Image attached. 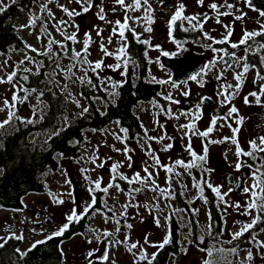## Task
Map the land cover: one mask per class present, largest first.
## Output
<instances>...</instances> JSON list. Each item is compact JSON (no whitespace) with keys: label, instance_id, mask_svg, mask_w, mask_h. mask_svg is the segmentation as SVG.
<instances>
[{"label":"rangeland","instance_id":"1","mask_svg":"<svg viewBox=\"0 0 264 264\" xmlns=\"http://www.w3.org/2000/svg\"><path fill=\"white\" fill-rule=\"evenodd\" d=\"M169 1L170 7L167 6V0H164V3H161V0H149L153 9L151 13L153 21L148 24L147 20L143 18V6L140 9H136L134 6L129 9L114 3V0H103L102 2L93 0V6L86 12L80 11L81 5L77 4L75 0H71V2L70 0H0V7L8 5L6 7L8 8L11 5H16L20 11L15 20V27L22 42V47L17 49L11 47L5 53L0 54V77H6L14 69L17 72L11 83H0V121L6 119L9 111V108L4 106V100L8 99L11 104L13 92L19 98L15 102V115L9 123L0 127V135L11 132L18 125L34 124L41 120L45 107L39 99L41 91L25 85L27 79H23V77L28 73L39 74L43 70L45 78L58 87L59 93H62L63 100L67 105L66 116L58 120L52 131L40 135L34 134L33 137L38 138L39 144L46 142L49 135L64 128L68 122L75 118H81L86 113L81 115L84 108L88 109L87 112L89 111V100L82 96L81 88L87 86L96 92L95 84L89 83L92 78L96 79L101 90L105 91L112 99L116 95L109 94L112 92V82L122 81L128 73L134 77L135 71L129 60L125 66L123 57L117 61L112 55H104L100 45L103 43L108 51L115 52L121 44H124L123 40H118L119 32L112 36L111 43L108 42V37L114 26L113 22L117 19L123 22L125 15L128 17L129 27L127 29L131 35L136 40L139 39L141 43L145 40L149 41L148 44L143 43L148 47L146 56L149 61L147 63L149 79L158 83L160 80L166 81L160 83L163 89L162 101L151 100L141 103L135 108L142 124L143 136L130 138L126 132L121 131L122 127L115 122L102 131H86L85 140L80 144L81 154L78 158L65 159L56 156L59 162L57 170L47 172L43 176L46 184L45 192L25 196L21 210L0 209V244L7 237L13 236L10 235L11 233H14V237H23V239H19L18 249L20 252H25L31 248L34 242L50 237L51 233L57 231L64 223L69 225L72 221L77 222L86 216L85 231L64 241L60 246L63 264H88L89 260H98L104 264H113V262L115 264H133L140 248H143L150 257L160 247L165 235L169 232V221L173 216L181 225H186L187 232L192 235H188L189 239L181 237V249L177 255L171 258L169 264H202V260L206 258L204 249H207L210 244L215 248L231 249V246L245 235L249 237L244 244L246 247L237 249L235 254L217 253L215 259L218 264H221V261H232V264H264V254H262L264 247L255 242L264 241V212L257 213L255 209H250L246 214L244 208L251 199L250 193H245L243 190L235 192L231 189L229 191L226 183L228 172L241 173L246 168L244 164H241L239 169L236 168L238 160L235 152L236 145L230 139L222 140L223 137L233 135L232 127H238L236 136L242 149L251 151L248 141L253 139L260 146L259 137L261 136H258L256 131L259 126L264 133V116L258 122H253L252 118L255 110L264 109V95L260 96L261 103H256V97L249 94L259 93L260 84H264V60H262L264 47H259L261 44L255 41V37L248 38L243 44L238 41L245 31H259L261 24H264V16L249 7L245 0H214L218 5L215 11L209 7L213 0H202V3H197V0ZM124 2L132 4V0H124ZM156 2L163 4L162 15L160 14L163 17H158L157 6L160 3L155 5ZM180 3L185 5L184 16L196 17L191 22L193 31L199 30V35L195 37L193 44L194 52L205 54L209 50H219L214 47L220 45H227L228 49L226 52H214L217 60L215 64L211 63L212 60L207 64V70L202 73V84L193 81L187 84L177 83L176 87H173V83L169 81L168 73L159 65L158 59L163 52H172L175 49V44L168 35L167 22ZM42 4L46 6V9L51 10L52 16L48 15L47 10L41 11ZM60 4L69 9H76L78 14L67 16L58 7ZM101 5L104 10L102 13L104 19L98 18ZM227 5H232V7L229 8ZM108 9L110 12L115 10L116 15H113L115 17L110 15ZM241 13L244 15L241 16ZM30 16L36 17V21L33 25L27 26ZM106 16H110L108 25L105 24ZM133 17H141V19L137 21ZM59 20H64L66 24L54 26ZM186 21L189 23L188 20ZM196 24H200V27H195ZM21 25L26 26L20 27ZM41 25L47 30L46 32L42 31ZM146 26L150 27L151 31H146ZM57 27L61 31H57ZM127 29H125V37ZM229 29L231 35L228 40L220 42L228 34ZM98 30L99 35H97ZM61 32L67 35L75 32L76 42L73 44L72 41L65 39ZM85 32L90 36L87 60H102L101 68L95 72L91 70L94 65L84 64L81 66L71 59L72 48L79 51L83 47ZM48 33L51 34L52 39L64 42L67 55L58 44H53L52 52L48 55L43 54L44 48L48 44ZM208 37L214 38L216 42ZM233 43L237 45L235 48L232 47ZM26 45H31L37 51H33ZM155 45H160V48H155ZM53 52L55 55H52ZM230 53H235V58ZM253 55L259 59V67L252 62L251 56ZM25 56L31 59H24ZM240 57H244V59L237 63L236 58ZM20 61L23 63H19ZM117 63L120 64V67L115 69L108 67V65ZM244 63L249 64V70L244 74L240 89L231 96L228 103H222L223 97L219 95L221 85H232L233 88H228L226 91L233 92L237 82L233 79V73L240 72ZM57 64H59V68H57ZM68 68H71V72H67ZM24 69L30 71L25 72ZM84 69L88 70L86 76ZM257 73L260 74V78H257ZM81 76H85L83 81L79 79ZM217 76H220L219 80ZM46 87L49 89L51 85L48 84ZM185 91L189 93L187 96L183 95ZM197 92H203L212 98L218 106L223 108V113H225L223 116L216 115L218 117L216 124L207 137L189 133L192 148L198 154H203L204 147H207L206 160L197 162V165L190 169V174L179 165L175 166L173 172L166 173L160 165L154 162L153 156L158 157L161 164H172L177 159L186 162L192 159L186 148L189 143V135H184L188 130L178 126L188 123L197 115L196 104L191 99V96ZM169 94L172 97L171 101L166 99ZM245 96H248L249 103L244 102ZM90 99L97 108H104L105 102L100 97L90 95ZM186 103H190V105L187 106ZM198 103L201 111L198 114L199 118L195 119V124L196 130L202 131L208 127L211 117L215 114L214 108L205 106L200 100ZM232 105L236 106L238 112L228 115L229 107ZM169 108L176 114L175 116L167 115ZM237 117H243L242 123L239 125L236 124ZM159 136H163L164 139L160 141L150 139V137ZM168 144H171V147L165 150L164 146ZM149 147L151 151H148ZM125 148L128 149L127 155L123 151ZM93 159H95V163L92 162ZM247 159L254 161V167L247 171L249 175L245 179L244 187L252 184L251 173L261 167L264 162V152L243 155V160ZM116 162L123 163H120L117 169L114 186L105 193L102 188L113 176L111 165ZM129 163L131 167H129ZM145 166L148 167V172L155 179L156 185L160 189H166V192L157 191L156 187H151V181L146 183L134 181L129 184L127 180L120 178L119 174L131 178L136 172L144 177L146 175ZM81 169L86 171L82 172ZM86 176L88 179H85ZM98 177L102 178L101 189H96L92 183ZM193 180L200 186L202 192H198L197 188L193 186ZM206 181L212 185H220V192L227 193V195H224L222 199L218 198L208 187ZM115 185H119V190ZM90 188L93 189L92 192L89 191ZM133 189L140 190L133 191ZM176 190L181 194L182 200L187 202L188 211L180 207L175 200ZM257 191L259 192L260 189L258 188ZM207 192L213 196L212 201L222 223L221 231L216 239L211 229ZM53 197L62 202L56 203ZM93 198L95 203L88 212L79 216L78 219L67 221L66 217L73 207L79 213L83 211L86 204L92 202ZM237 201H239V205L236 204ZM123 205H127V209L126 213L121 215L124 212ZM257 215L262 219L258 220L253 228L248 229L236 239L232 238L233 232L238 231L243 224L250 223L252 217ZM157 220H159V224ZM126 224H130L131 228L126 227ZM117 227H119V231H117ZM104 229L109 230L111 234L103 236ZM126 235L129 238V243H120ZM98 236L100 239H97ZM145 237H147V242ZM199 237H203V240ZM253 237H255V241ZM133 242L137 243V247L129 251V246ZM89 251L92 252L91 257L88 256ZM105 252H107V258L101 260L100 257L104 256ZM249 252L252 254L251 259L247 258Z\"/></svg>","mask_w":264,"mask_h":264},{"label":"trees","instance_id":"2","mask_svg":"<svg viewBox=\"0 0 264 264\" xmlns=\"http://www.w3.org/2000/svg\"><path fill=\"white\" fill-rule=\"evenodd\" d=\"M248 6L261 12L264 11V0H250ZM20 11L16 5H11L0 12V54L5 53L9 48H20L22 42L15 27V20ZM132 41V39H131ZM255 41L264 44V32L255 37ZM133 41L131 46L133 45ZM137 44V43H135ZM144 47V44H137ZM222 45L217 48H221ZM130 54L138 60L135 76L128 73L117 86L116 95L111 99L107 93L99 87L96 79L91 82L95 84V91L87 86L81 88V94L90 103V109L81 118H75L67 123L64 128L53 135H49L44 143H38L34 134L48 133L52 131L58 120L66 116L67 105L63 100L62 93L52 82H48L44 74H27L26 86L41 91L39 99L44 103V112L41 120L34 124L18 125L11 132L0 135V209L21 210L23 198L29 194H38L46 191L44 174L55 171L58 168V159L61 156L65 159H76L81 154L80 144L85 140V132L102 131L111 123L119 124L127 130L130 138L143 136L142 124L135 112V108L141 103L154 100L162 101V85L149 79L148 67L144 60L142 50ZM252 62L259 67V59L253 55ZM92 77V75H90ZM50 84L51 88L46 86ZM90 95L100 97L104 100L103 109L97 108L90 99ZM208 207L211 217V229L214 238L219 235L222 227L220 215L213 204L209 192L206 193ZM175 200L180 207L188 211L187 202L182 200L181 194L176 190ZM86 216L79 221H72L64 231L56 236H50L42 240L35 247L25 251L21 257L16 249L20 246V240L9 236L0 244V264H63L61 244L86 229ZM169 240L159 247L155 253L152 264H169L171 258L180 251V239L188 237L192 233L187 232V226L181 225L173 216L169 221ZM249 237L245 235L231 247L242 249ZM221 264H232L231 261H221ZM92 264H104L98 260H92ZM137 264H148L147 260L139 261Z\"/></svg>","mask_w":264,"mask_h":264},{"label":"snow or ice","instance_id":"3","mask_svg":"<svg viewBox=\"0 0 264 264\" xmlns=\"http://www.w3.org/2000/svg\"><path fill=\"white\" fill-rule=\"evenodd\" d=\"M71 2V0H70ZM75 2L77 4H80L81 5V8H80V11H88L89 8H91L93 6V0H75ZM250 0H245V3H249ZM114 3L116 4H120L122 7H125V8H133V6L136 8V9H140L142 6L144 7V13H143V18L147 20V23L148 24H151L152 21H153V17L151 15L153 9L151 7V5L149 4V0H132V4H125L124 0H114ZM161 3H164V0H161ZM197 3H202V0H197ZM8 5H3V7H0V12H2L4 10V8H6ZM59 8H61V10L63 11V13H65L67 16L71 17L73 15H77L78 12L76 9H69L68 7H66L65 5L63 4H60L58 5ZM209 7L215 11L217 8H218V5L214 2L213 0V3H211L209 5ZM227 7L231 8L232 5H227ZM41 8V11H45L47 10L48 11V15L49 16H52V12L50 9H46V6L45 5H41L40 6ZM184 8H185V5L183 3H180L176 6L175 8V11L173 12V14L171 15L170 19L168 20L167 24H168V35H169V38L172 39V28H173V24L178 21V20H188L189 21V25L192 26L191 22L193 20L196 19L195 16H184ZM103 6L101 5L100 6V11L98 13V18L99 19H104V15L102 14L103 13ZM244 14L241 13V16H243ZM260 15L261 16H264V11H261L260 12ZM239 18V17H237ZM134 20H137L139 21L141 19V17H133ZM205 19H207V16H205ZM36 21V17L34 16H30L29 19H28V25L27 26H31L35 23ZM66 22L64 20H59V21H56V23L54 24V26L56 25H65ZM114 26L112 28V31L111 33L109 34V37H108V42L111 43V40H112V36L114 34H116L117 32H119V36H118V40H123L124 37H125V29H127L129 27L128 25V17L127 15H125L124 17V20L123 22L119 19L115 20L113 22ZM26 25H21L20 27H25ZM195 27H200V24H196ZM41 29L42 31L46 32L47 30L44 28L43 25H41ZM57 31H61V29L59 27H57L56 29ZM145 30L146 31H151L150 27H145ZM187 30V29H185ZM261 32H264V24H261L260 26V30L259 31H245L243 33V36L241 37V39L238 41V43L240 44H243L245 43V41L248 39V38H251V37H256L257 35H259ZM61 35H64L65 36V39L67 40H70L73 42V44L76 42V33L73 32L71 35H67L63 32H61ZM97 35H99V30L97 31ZM207 36V34H205ZM231 35V30L229 29V32L228 34H226L222 41L220 42H223V41H227L229 36ZM39 39V36L37 37ZM209 39H213L214 38H211V37H208ZM177 45V52H179L182 48H183V45L181 44V42L179 41H174ZM214 42H216L214 40ZM90 43V36H89V33L85 32L84 33V40H83V47L77 51L75 48H72L71 50V59L73 61H75L77 64L79 65H84V64H88V65H94V67H92V71L95 72L97 69L101 68L102 66V60L101 59H97L95 61H89L87 60V49H88V45ZM143 43L145 44H148L149 41L145 40L143 41ZM53 44H58L60 45L61 49L65 51V54L67 55V48L65 47L64 45V42L63 41H56L54 39H52L51 37V34L48 33V44L47 46L44 48V51H43V54L44 55H48L50 52H52V46ZM27 47L29 48H32L31 45H26ZM237 45L236 43H233L232 44V47L235 48ZM126 47L127 45L126 44H121L117 50L115 52H110L108 51L104 44L101 43L100 45V48L101 50L104 52V55H112L115 57V59L117 61H120L121 58L123 57L124 58V64L125 66L127 65L128 63V58H127V52H126ZM155 48H160V45H155L154 46ZM259 47H264V44L262 45H259ZM33 51H37V49L35 48H32ZM213 51H225L224 49H213ZM247 51V49H246ZM177 52H163L162 54L164 56H174L177 54ZM83 54V55H82ZM52 55H55V53L53 52ZM146 55V53H145ZM231 56H233L235 58V53H230ZM24 59H31L30 57L28 56H25ZM222 59V58H221ZM244 59V57H240V58H236V62L238 63L239 60H242ZM217 60V57H213L212 58V61L211 63L212 64H215ZM262 60H264V57H262ZM19 63H23V61H20ZM59 64H57V68H59ZM108 67L110 68H117V67H120V64L117 63V64H114V65H108ZM161 67H163V65H161ZM207 65L202 68L200 70V74L198 73H195L193 72L189 77L188 79L189 80H195L197 81L198 83H203V80H202V73H204L206 70H207ZM249 70V64L248 63H244L243 64V67L241 69L240 72H234L233 73V79L236 80V84L234 85V90L233 92H227L226 89L228 88H233L232 85H221V92L219 93V95H221L223 97V100H222V103H228L229 100L231 99V96L240 89L241 87V82L244 78V74ZM25 72L27 71H30L29 69H24ZM87 69H84V72H85V76L87 75ZM67 72H71V68H68L67 69ZM17 72L16 70L14 69L12 72L8 73L6 77H0V83H3V82H9L11 83L12 80H13V77L16 76ZM74 75V73H73ZM123 75V73H122ZM221 75H223V73H221ZM85 76H81L79 77V79L81 81H83L85 79ZM67 78V76H66ZM257 78H260V74L257 73ZM23 79H27V76H24ZM217 79L219 80L220 79V76H217ZM166 81L164 80H160L159 83H165ZM89 83H91V81H89ZM122 83L121 81H114L112 82V92H110L109 94L110 95H115L116 94V87ZM13 87H15V85H13ZM173 87H176V83L173 82ZM260 88V92L259 93H256V92H252L250 93L249 95L251 96H255L256 97V103H261V99H260V96L261 95H264V84H260L259 86ZM189 93L187 91L183 92V95L187 96ZM19 98L17 97L16 93L13 92L12 93V103L10 104L9 100L8 99H5L4 100V106L5 107H8L9 108V111L7 112V117L5 120H2L0 121V127H3L5 124L9 123V121L13 118V116L15 115V112H14V109H15V102L18 100ZM166 99L168 100H172V97L171 95L169 94ZM203 97L201 98V102L203 101ZM175 102V101H173ZM244 102L245 103H249V100H248V96H245L244 97ZM77 105L79 106L78 102H77ZM87 108H84L83 111L81 112V115H83L84 112H87ZM195 111H196V114L195 117L190 120L188 123L184 124V125H179L178 127L180 128H185L187 129L188 131H186L184 133V135H189V133H191L192 135H199L201 137H207L208 134L210 132L213 131V126L216 124V121L218 119V117L216 115H213L211 117V120H210V123L208 125V127H206L204 130L202 131H197L196 130V124H195V119H198L199 118V113L201 111V108H200V104L197 103L195 105ZM238 112V109L236 108L235 105H232L229 107V110H228V115H231L233 113H237ZM167 115L169 116H175L176 114L173 113L171 111V109L169 108L168 111H167ZM18 119H23L21 117H17ZM242 120H243V117H237L236 118V124L239 125L240 123H242ZM161 127H163V125H161ZM229 127H232L231 125H229ZM122 132H127L126 129H121ZM238 131V127H232V132H233V135L231 137H223L222 140H231L233 144L236 145V148H235V152H236V155L237 157L239 158L242 154L243 155H253L254 152H264V147H261V146H264V136H261L259 137V141H260V146L257 145L256 143V140H249L248 141V144H249V148L251 151H245L244 149H242L239 145V142L237 140V136H236V133ZM115 135V134H114ZM150 139H154V140H157V141H160L162 139H164L163 136H159V137H150ZM216 142H220V141H216ZM171 147V144H168V145H165L164 146V149L166 150L167 148H170ZM186 148H187V151L189 152L190 156H191V160L189 161H184L182 159H177L175 160L172 164H161L160 160L158 159V157L156 156H153L152 159L154 160V162L157 164V165H160V167H162L165 172H173L174 171V168L176 165H179V166H182L184 167L185 171H188L189 174H190V169L194 166L197 165V162H203L206 160V154H207V147L205 146L204 147V152L203 154H198L193 148H192V145H191V136L189 135V143L186 145ZM123 151L125 152V154L127 155V152H128V149L125 148L123 149ZM148 151H151V148L149 147ZM128 159L130 160V157H128ZM93 163H95V159L92 160ZM120 163H123V162H116V163H113L111 165V172L113 173V176L109 179V182L106 186H103L102 188V191H104L105 193L108 191V189L112 186H114V181H115V177H116V174H117V169L119 167V164ZM241 163L239 161V159L237 160V163H236V168L239 169L241 167ZM129 167H131V164L129 163ZM82 172L86 171L85 169H81ZM208 171H211V170H208ZM144 172H145V176L144 177H141L140 173L136 172V173H133L132 177L129 178L127 176H124L123 174H119L120 175V178L121 179H124V180H127V182L129 184L133 183L134 181L135 182H141V183H146L147 181H151V187H156L157 188V191H161V192H166V189H160L157 185H156V181L155 179L152 177V174L148 172V167L145 166L144 167ZM259 173V175H258ZM251 176H252V184L250 186H245L243 191L245 193H250L251 195V199L249 200V202L247 203V205L245 206L244 208V211L245 213H249V210L250 209H255L257 211V213H260V212H264V162H262V165L261 167L259 168H256L252 173H251ZM85 179H88V177L86 176ZM101 180L102 178L98 177L95 181H92V183L95 185V188L96 189H101ZM208 183V187H210L212 189V191L216 194V196L218 198H223L224 195H227V193H221L220 192V185H212L210 182H207ZM117 187V189L119 190V185H115ZM193 186L197 188L198 192H202V189L200 188V186L195 182V180H193ZM260 189V191L258 192L257 189ZM140 189H133V191H139ZM90 192L93 191V189H89ZM229 191H231V189H229ZM129 195H131V193H128ZM51 195V193H50ZM55 202L56 203H61L62 201L59 200V199H55V197H53ZM95 203V199L93 198L92 202L91 203H88L84 206L83 208V211L81 212H77V209L75 207H73L71 209V212L70 214L67 215L66 219L67 221H72L74 219H78L79 216L83 215L84 213L88 212L89 209L92 208V205ZM237 205H239V201L236 202ZM124 208V212L121 213V215H124L126 213V209H127V205H123L122 206ZM167 219V218H165ZM262 218L257 215V216H254L252 217L251 219V222L250 223H247V224H243L241 226V228L238 230V231H235L233 232L231 235H232V238L233 239H236L237 237H240L245 231H247L248 229H251L253 228V226L257 223L258 220H261ZM157 223L159 224V220H157ZM117 224H119V222H117ZM126 227L128 228H131V225L130 224H126L125 225ZM68 227V223H64L63 225H61L59 227V229L57 231H54L51 233V236H56V235H59L61 234L64 229H66ZM117 231H119V227H117ZM111 233L109 232V230L107 229H104L103 230V236H108L110 235ZM209 234H211L209 232ZM10 235H13L15 236L14 233H11ZM17 239H23L22 236H18V237H15ZM48 237H46L47 239ZM97 239H100V237L98 236ZM199 239L203 240V237H199ZM169 240V235L166 234L165 237H164V240L163 242L160 244V246L162 247L164 243H167ZM253 240L255 241V237H253ZM145 241L147 242V237H145ZM43 241H36L34 242L31 247H35L36 244L38 243H42ZM256 243L260 244L261 247H264V241H255ZM120 243H124V244H128L129 243V238L128 236L126 235L124 240L123 241H120ZM137 247V243L133 242L130 244L129 246V251H131V249L133 248H136ZM17 252H20L19 249H16ZM186 251V250H185ZM204 251L206 252V258H204L202 260V264H218V261L215 259V255L217 253H233L235 254L237 252V249L235 248H231V249H224V248H215L214 246H212L211 244L209 245V247L207 249H204ZM26 253L25 252H20V255L21 257H23ZM264 254V253H262ZM251 252H249L247 254V258L248 259H251ZM88 256L91 257L92 256V252L89 251L88 253ZM155 256H156V253L153 252L151 254V256L149 257L148 254L146 253V251L143 249V248H140V251L139 253L136 254V259H134L133 261V264H137V260L139 261H144V260H147L148 261V264H152L153 260L155 259ZM107 258V252H105V255L104 256H101L100 259L101 260H105ZM88 264H92V261L89 260L88 261ZM113 264H115V262H113Z\"/></svg>","mask_w":264,"mask_h":264},{"label":"flooded vegetation","instance_id":"4","mask_svg":"<svg viewBox=\"0 0 264 264\" xmlns=\"http://www.w3.org/2000/svg\"><path fill=\"white\" fill-rule=\"evenodd\" d=\"M102 1L103 0H101L100 2H102ZM167 6L170 7V1L167 3ZM157 7H158L157 8V14L159 15L158 17L159 18L163 17V16H161L162 15L161 12L163 11L162 10L163 4L160 3ZM108 12L110 13V15H112V17H115V16H113V15H116L115 14L116 13L115 10H111V12H110V9H108ZM109 18H110V16H106L107 21L105 22V24H107V25H108V23H110V21L108 20ZM185 29H187V30H185ZM198 35H199V30H194L193 31V25L190 26L189 23H187V21L185 19L184 20H178V21H176L173 24V28H172V42L175 44V49L172 52H177V45H176V43L174 41L181 42V44L183 45V48L179 52H177V54L174 55V56H171V55L170 56H164L163 54H161L159 56V59H158L159 65L160 66L163 65L162 68L168 73L170 82H172V83L175 82L176 84L177 83H179V84H187V83L193 82L195 80H189L188 77L190 75H188L186 77V79H184L182 82H177L175 80V77L165 67L164 62L166 60H170V59H191V58H194V57H197V56H206L208 58V60L203 63L202 68H204L207 64H209V62L215 56L213 50H209L205 54H198V53L194 52L193 44L195 43V37L198 36ZM131 39L134 42L132 46H131V43H132ZM123 42H124V44L127 45V47H126V52L128 54L127 58L130 61V65L135 70L137 69L138 60H137L136 57L130 56V54L136 53L137 52L136 48H139L138 51L142 50V53H143V56H144V60L146 61V63L149 62L147 60V56L145 55V53L147 54V52H148V49H147L148 47L145 46V44H144V47L140 46V45H137V44H143V43H141V41L139 39L136 40V38L133 35H131V32L129 31V29H127L126 37L123 39ZM135 43H137V44H135ZM214 48H217V47H214ZM220 49H224L225 51H223V52H226L228 47H227V45L226 46L222 45ZM228 52H231V51L228 50ZM130 65H129V67H130ZM198 74H200V71L198 72ZM204 96H207V95L205 93H203V92H197L195 95L191 96V99H192V101L195 104H197L198 100H200V102H201V98L204 97ZM213 102H214L213 106H210V105H205V106H209L212 109L213 108L215 109L216 107H219L220 110H221L220 114L223 116L224 113H225V112L223 113V108L221 106H218L214 100H213ZM186 104H187V106L190 105V103H186ZM234 116H237V114H234ZM253 116H254L252 118L253 122L260 121L261 118H263V116H264V109H261L259 111L255 110V113H253ZM257 129L258 130L256 131V134L258 136L264 135L263 131L260 130L261 127L258 126ZM238 159L241 162V164L245 165L244 167L246 169L243 170L241 173H239V172L236 173V171H234V172H228L229 175L227 174V176H232V179H231L232 183L231 184L227 183L228 184V188L232 189L235 192H240V191L243 190V187H244V184H245V179L249 175V173L247 171H249L250 168L254 167V161L252 159L243 160V155H241ZM207 206H208V203H207ZM209 213H210V211H209Z\"/></svg>","mask_w":264,"mask_h":264},{"label":"water","instance_id":"5","mask_svg":"<svg viewBox=\"0 0 264 264\" xmlns=\"http://www.w3.org/2000/svg\"><path fill=\"white\" fill-rule=\"evenodd\" d=\"M101 1V0H99ZM169 0H167V3ZM159 4L158 2L155 3V5ZM208 58L206 56H197L191 59H170L166 60L164 62L165 67L171 72V74L175 77V80L177 82H182L188 75H191L193 72L198 73L200 69L203 66V63L207 61ZM202 103L204 105H210L213 106L214 102L213 100L208 97H203ZM220 108L216 107L214 109V114L219 115L220 114ZM232 176H227L226 182L228 184H231Z\"/></svg>","mask_w":264,"mask_h":264},{"label":"bare ground","instance_id":"6","mask_svg":"<svg viewBox=\"0 0 264 264\" xmlns=\"http://www.w3.org/2000/svg\"><path fill=\"white\" fill-rule=\"evenodd\" d=\"M244 51V50H243ZM233 52V51H232ZM241 53H243V52H241ZM215 54V53H214ZM224 54V53H223ZM245 57V56H244ZM228 60V59H227Z\"/></svg>","mask_w":264,"mask_h":264}]
</instances>
